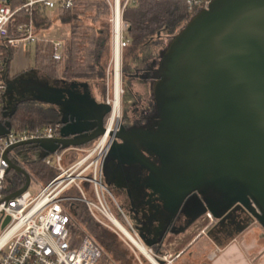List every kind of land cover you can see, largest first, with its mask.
I'll use <instances>...</instances> for the list:
<instances>
[{
	"label": "water",
	"instance_id": "95a60500",
	"mask_svg": "<svg viewBox=\"0 0 264 264\" xmlns=\"http://www.w3.org/2000/svg\"><path fill=\"white\" fill-rule=\"evenodd\" d=\"M154 61L158 125L116 131L103 164L105 184L125 192L122 206L147 246L177 237L207 212L215 218L206 227L214 242L255 223L264 228V0H210ZM3 82L9 110L40 100L55 107L61 124L57 137L6 151L8 171L26 178L11 198L27 190L31 175L9 159L10 150L27 145L43 159L88 145L105 132L110 105L87 82L40 79L33 71ZM11 127L0 124V134Z\"/></svg>",
	"mask_w": 264,
	"mask_h": 264
},
{
	"label": "built area",
	"instance_id": "2783aa9c",
	"mask_svg": "<svg viewBox=\"0 0 264 264\" xmlns=\"http://www.w3.org/2000/svg\"><path fill=\"white\" fill-rule=\"evenodd\" d=\"M74 1L25 0L22 7L12 9L8 5L9 0H0V43H4L11 48L20 49L38 41L39 36L31 21L20 24L18 26V34H9L8 26L14 15L21 8L31 10L36 4H41L49 9H54L59 4L71 7ZM109 1L112 4V0ZM121 1L113 0L112 20L114 22L115 42L119 41L122 52L124 46L127 45L123 33L125 29L130 28V24L123 19L124 5L121 11ZM209 1L188 0L189 9L193 14L207 7ZM117 19L120 20V23L115 27ZM120 25L121 36L117 38ZM62 46L61 42L54 44L53 57L55 59H62L60 52ZM3 62L4 58L0 57V65ZM115 68L116 58L114 73ZM5 88L4 82L0 81V95ZM107 103L110 105V113H112L114 110L113 99L108 98ZM111 116L110 114L106 123L107 131ZM115 127L116 125L114 124L112 130ZM60 129L61 124L57 122L54 125H47L36 130H14L11 127L9 133L0 134V264H100L104 253L103 247L88 234H82L77 237H73L71 234V224L74 222V216L69 204L74 201L85 203L88 209L99 219L96 214L97 210L123 235L119 225H115L112 222L115 213L108 199L104 196V185L101 177H99L103 168V161L101 160V163H99V158L105 156L104 152H102V142H104L106 134L101 135L96 145L81 159L76 160L67 167L62 164L67 149H57L53 152L56 156L55 164H53L51 159L43 158L48 165H52L57 170V175L48 184H42L24 165L23 159L26 154L30 158L40 159L39 156H36L38 149L24 145L10 150L8 152L9 159L24 167L30 173L31 181L27 190L14 197H9V195L24 186L26 178L16 170L8 171L9 163L5 158L6 151L20 142L57 137ZM104 144L107 146L109 139ZM17 174L22 179L23 185L21 186L17 183ZM84 183L92 184L96 201L90 200L85 195ZM32 185L36 187V190H30ZM71 188H77L82 194L75 195L71 193ZM119 211L132 230L123 210L119 208ZM207 216L212 218L211 213H208ZM8 217L9 220L6 222ZM133 235L140 240L137 234L134 233ZM123 236L125 237V235ZM126 240L128 239L126 238ZM132 245L134 244L132 243ZM149 252L159 264H174L175 259L169 252L155 253L153 250H149ZM147 260L150 264H154L149 259ZM140 264L144 263L140 261Z\"/></svg>",
	"mask_w": 264,
	"mask_h": 264
},
{
	"label": "trees",
	"instance_id": "16d2710c",
	"mask_svg": "<svg viewBox=\"0 0 264 264\" xmlns=\"http://www.w3.org/2000/svg\"><path fill=\"white\" fill-rule=\"evenodd\" d=\"M24 1L9 0L8 5L16 9L22 7ZM191 16L187 0L130 1L123 10V19L130 23L128 30L130 46L126 54L137 59L139 57L137 49L150 50L156 36L162 33L175 34ZM55 20H60L68 29V34L63 39L62 59H55L52 51L48 52L43 46H38L34 66L51 78L87 82L93 87L104 85L111 50L110 1L75 0L71 7L59 4L54 9H49L36 4L31 10L21 8L8 26L9 34H18V26L30 21L33 22L36 33H40L52 26ZM13 54V48L0 43V57L10 59ZM124 71H127L126 66ZM51 116L36 105H22L9 121L14 130H36L54 125L56 120ZM23 160L28 171L43 184H48L57 175V170L48 165L45 159L35 160L26 154ZM16 176L19 186L23 185L21 177L18 174ZM69 206L78 224L101 239L97 232L99 225L86 206L81 201H74ZM71 234L73 237L82 235L74 223L71 224Z\"/></svg>",
	"mask_w": 264,
	"mask_h": 264
},
{
	"label": "rangeland",
	"instance_id": "374dc122",
	"mask_svg": "<svg viewBox=\"0 0 264 264\" xmlns=\"http://www.w3.org/2000/svg\"><path fill=\"white\" fill-rule=\"evenodd\" d=\"M110 5H111V23H112L111 50L109 53L108 64L106 67V77H105V83H104L105 86L104 85H100V86L96 85L97 87L91 86L94 96L96 97L95 95L96 93L98 96V100L100 101L101 99H103L101 101H105V102L108 98L113 99L112 96L114 95V90H113L114 72L113 70L115 67V55H114L115 35H114V22L112 20L113 0H112V4ZM57 23H58V20L53 21L52 26H50L49 28V30L52 29L53 32L55 31L56 32L55 34H59L60 32V29ZM62 28L68 31V29L65 28L63 25H62ZM128 30L129 29H125L123 33L124 40L126 41L127 45L124 46V48L122 49L121 68H122V77H123L122 86H123L124 92L122 93L121 114L123 117V123L126 122V124L127 123L132 124L134 122V119L137 118L136 112H139L140 110L146 107L148 108V106L150 105L149 101H151L150 100L151 98L150 87L149 85L146 84V82L142 81L143 80L142 78H139L138 75H136V73H138L137 70L142 67H145L147 63L155 59L157 55L159 54L160 50L162 49V47L166 45V43L168 42L169 38L172 35H170L171 33H162L161 35L156 36L154 38V42L152 43L150 50H147V51H141L140 49L136 50V52L139 53V57L136 59L130 54L128 55L126 54L127 48L130 46V40L128 38ZM65 37L66 35H64L62 38L64 39ZM45 48L47 49L48 52H51L52 44L47 43ZM125 66L127 68L126 72L124 71ZM132 74H135L137 77L135 76L132 77L131 76ZM55 79H60V78H55ZM108 120L109 118L107 119V121ZM57 122L58 121H56V123ZM99 139L100 138L96 139L95 141H93L92 143L88 145L81 146L80 147L81 150L74 160L81 159L90 149H92L94 145H96ZM47 158L51 159L53 164H55L56 156L53 152H51L47 156ZM66 160L68 159L64 160V157H63V161H62L63 166H65L64 162L65 163L68 162ZM88 185H89L88 186L89 190L86 189V195L90 200L96 201V198L93 196L95 195V191L93 190L92 184L90 185L88 183ZM30 190L34 191L36 190V187L32 185V187H30ZM70 192L74 193L75 195L80 194L77 188H71ZM108 201L110 203L111 208L113 209L115 213V216L118 217L119 220L129 229L126 219L123 218L122 215L120 214V211L118 210L117 204L115 202V201H118V199L114 197L112 198L108 195ZM89 212H90V215L93 217V219L99 225V229L97 232L99 236L101 237V239H99L95 234L91 233L83 226L82 228H80L81 229L80 231L82 234H88L92 236L103 247L104 253H103L102 259L100 260V264H140V261H142L144 264H150L149 261L145 259V257L126 240V238L118 231V229L106 217H104L101 213L97 211L96 214H97V217L100 219L99 220L90 210ZM201 219L202 220L198 221L197 224H194L195 225L194 229L197 233L196 238L203 235V237L201 238V241L203 242L202 246L204 244L205 245L207 244L206 246L204 245L203 250H201V253H203L201 255V259H208V257L210 259H218V257L219 258L222 257L225 251L227 250H223V248L221 247L220 248L215 247L214 244L212 243L214 241L209 237V239L212 241L211 242L206 237L205 231H207L206 227L208 226V223L210 222V217L204 216ZM199 222H201V225L199 224ZM198 239H200V237ZM234 239L236 240L232 244H235V246L239 248L241 247L240 250L242 251L241 252L242 254H244L243 251H245L246 245H250L252 243L254 244L255 242H257L259 244V247L257 249H253L251 253H249L247 258L251 260L250 261L251 264H260L262 259H264V228L261 225H259L258 223H255L248 230H246L244 233L240 234ZM191 243H193V241ZM192 246L193 244L190 246L189 251L184 256L182 252L175 253L167 249H162L163 250L162 253L169 252V254H171L173 259H175L174 264H179L180 259H198L196 257L192 258V251H194Z\"/></svg>",
	"mask_w": 264,
	"mask_h": 264
},
{
	"label": "crops",
	"instance_id": "0c3cea01",
	"mask_svg": "<svg viewBox=\"0 0 264 264\" xmlns=\"http://www.w3.org/2000/svg\"><path fill=\"white\" fill-rule=\"evenodd\" d=\"M57 25L60 29L59 34H55L56 32L55 31L53 32L52 29L49 30L50 28L49 27L48 29H45L41 31L40 33H37L39 36V39L36 43L28 45L26 48H20V49L13 48V51H14L13 56L10 59H4L3 64L0 65V78H1L0 81L3 82L4 77L8 76L9 78H12L22 72H28V71H33L40 79H45V78L51 79V77L47 76L40 69L34 66L33 61H34V57L36 54V48L38 46L39 47L43 46L45 48L47 43L52 44V53H54V50H55L54 44L57 42H61L63 46L61 47L60 52L61 54H63L62 52L64 49V43H63L64 41L62 37L64 35H67L68 31L62 28L60 20H58ZM52 79H55V78H52ZM2 94L3 93H1L0 95V124L1 125H4L9 120V118L15 113V111L22 105H36L43 112L49 114L50 116L52 115L51 117L59 122L55 107L53 105H50L40 100H34V101H27V102L20 103L17 106H15L13 110L11 111V109L10 110L8 109V103L3 99ZM95 95L98 100V96L96 93ZM101 100L100 102H105ZM80 150H81L80 147H70L67 149L64 155V160L68 159L66 160L68 162L66 163L64 162V165L66 167L75 161L74 159L77 157ZM109 188L112 190V193L116 199L118 198L121 199L123 197H126V194L122 189L118 187H112V188L109 187ZM197 223L198 222H196V224ZM199 224L201 225V222H199ZM194 227L195 225L191 226L189 229H187L185 232H182L177 237L169 235L164 240V242L160 244H156L151 247L152 248L161 247L162 249H167L175 253L182 252L184 256L189 251L190 246L193 244L192 248L194 249V251H192V258L196 257L198 259H180L179 264H251L250 263L251 260L248 259L247 257L253 249H257L259 247V244L257 242H255L254 244L252 243L250 245H246L245 246L246 249L245 251H243L245 254L244 255L241 253L242 252L240 250L241 247L239 248L235 246V244H232L236 239L227 240L222 243H218V242H212L206 234V237L208 238V240H210L214 244L215 247H219V248L221 247L223 248V250H227V251H225L222 257L220 258L218 257V259H210L209 257L208 259H201V255L203 254L201 253V250H203V247L205 244L202 246L203 242L201 241V238L203 237V235L199 236L200 239H198L199 237L196 238L197 233ZM192 241L193 243H191ZM260 264H264V259H262Z\"/></svg>",
	"mask_w": 264,
	"mask_h": 264
},
{
	"label": "bare ground",
	"instance_id": "6f19581e",
	"mask_svg": "<svg viewBox=\"0 0 264 264\" xmlns=\"http://www.w3.org/2000/svg\"><path fill=\"white\" fill-rule=\"evenodd\" d=\"M109 1V0H108ZM130 1H133V0H122L120 2V9L122 11V7L124 5V8L126 7V5L130 2ZM111 4V3H110ZM113 10V9H112ZM124 10V9H123ZM116 11V10H115ZM113 13V12H112ZM194 14V13H193ZM118 23H120V20L117 19V22L115 23V27L118 25ZM121 36V25L119 27V30H118V36L117 38H119ZM116 46H115V51H114V54H115V58H116V68H115V73H114V95L112 96L113 98V102H114V110L112 113H108V117L110 116V114L112 115L111 116V120L109 121V125H108V131L106 130V123H107V120L105 121V132L103 133L105 135V138H104V142H102V146H103V150L102 152H104L105 156L103 157H100L99 158V163L100 161L102 160L103 161V164L105 163V158L107 157L110 149H111V146H112V143L114 142V134L116 133V131L118 129H120V127L124 124L123 123V118L121 119V103H122V93L124 92L123 90V86H122V68H121V64H122V52H121V48H120V45H119V41H116L115 42ZM107 102V100H106ZM107 117V119H108ZM120 120V121H119ZM119 123V124H118ZM116 125V127L112 130L113 128V125ZM102 134V135H103ZM109 139V144L106 146V144H104L105 142H107V140ZM95 146V145H94ZM70 148V147H69ZM105 148V150H104ZM68 149V148H66ZM39 154V151L37 152V155L38 156ZM35 160H39V159H36V158H33ZM41 159V158H40ZM76 161V160H75ZM74 161V162H75ZM99 177H101V180H102V183L104 185V196L106 199H108V195L110 193H112V190L109 188V186H107L105 184V174H104V165H103V168L99 174ZM88 184L87 183H84L83 184V187H84V193L86 195V189L89 190L87 187ZM68 192V191H67ZM91 192V191H90ZM81 193V192H80ZM82 194V193H81ZM94 196V195H93ZM110 196V195H109ZM95 197V196H94ZM83 203V202H82ZM85 205V203H83ZM87 206V205H85ZM88 209V207H86ZM89 210V209H88ZM119 210V209H118ZM97 212V210H96ZM208 213H211V212H207V214L205 216L208 215ZM212 214V213H211ZM208 217V216H207ZM214 216H212V218H210V220L213 219ZM115 225H119V227L121 228V232L123 233V235H125V237L128 239L127 241H129V243L132 245V243L134 245H132L135 249H137L144 257L145 259H149L150 261H152L154 264H159L155 259H153L152 255L150 254L149 250H152L151 246H147L146 243L143 241V239L141 238V236L138 235V231H134V230H131L130 229V226H129V229L119 220L118 217H116L115 215H113V221H112ZM75 225H77L78 229L81 230L80 228H82V225L78 224V222L76 221V219L74 218V222H73ZM135 234L137 233V236H139L138 238L141 239V240H138L135 238V236L133 235L134 232Z\"/></svg>",
	"mask_w": 264,
	"mask_h": 264
},
{
	"label": "flooded vegetation",
	"instance_id": "af4514ba",
	"mask_svg": "<svg viewBox=\"0 0 264 264\" xmlns=\"http://www.w3.org/2000/svg\"><path fill=\"white\" fill-rule=\"evenodd\" d=\"M155 59H153L152 61H150L149 63H147V65L145 66V67H142V68H140V69H138L137 70V72L138 73H136V75H138V77L139 78H142L143 80V82H146V84L147 85H149V87H150V83H151V78H150V75L152 74V72H153V69H154V67L156 66L155 64V61H154ZM135 74H132L131 76L132 77H137ZM122 79H123V77H122ZM122 100V99H121ZM150 100L151 101H149L150 102V105L148 106V108L146 107V108H144V109H142V110H138L139 112H136V114H137V118H135L134 119V122L131 124H126V122H124V125L126 126V127H130V126H132V125H135V128L136 129H138V131H146L147 130V128L150 126V127H154V128H156L157 127V125H158V122H159V115L157 114V111H156V106H155V103H154V100H153V98H152V96H151V98H150ZM107 117H108V115L106 116V119H105V121L107 120ZM123 117H122V115H121V119H122ZM120 121V120H119ZM119 124V123H118ZM146 126H148V127H146ZM146 127V128H145ZM153 128V129H154ZM135 129V130H136ZM140 129V130H139ZM148 133V132H147ZM150 157V156H149ZM156 161H157V163L159 162V160H157L156 159V157L155 156H152ZM159 164V163H158ZM142 171L145 173V175H147L146 174V172H147V170H143L142 169ZM109 193V195L110 196H112V198L114 197V195H113V193H110V192H108ZM115 198V197H114ZM123 199H124V197L123 198H121V199H119L118 198V201H115L116 202V204H117V207H118V209L119 208H121L122 210H123V213H124V215H125V217L127 218V220H128V222L130 223V225H131V227H132V230H136L137 231V228L134 226V222L132 221V219H131V217L128 215V213H126V211L124 210V208H123V206H122V201H123ZM204 217V216H203ZM203 217H201V218H203ZM199 219V221L200 220H202V219ZM215 220V218L213 217V219L212 220H210V222L208 223V224H210L211 222H213ZM194 224H196V223H194ZM193 224V225H194ZM250 228V227H249ZM133 231V232H134ZM208 231V230H207ZM207 231H205L206 232V234H207ZM245 232V231H244ZM243 232V233H244ZM135 233V232H134ZM137 234V233H136ZM138 235H139V233H138ZM140 236V235H139ZM138 236V237H139ZM140 238V237H139ZM233 239V238H232ZM232 239H230V240H232ZM141 240V239H140ZM227 241V240H226ZM164 242V241H163ZM162 243V242H161ZM161 248V247H160ZM160 248H158L157 247V249L156 248H151L155 253H162V249H160ZM157 251V252H156Z\"/></svg>",
	"mask_w": 264,
	"mask_h": 264
}]
</instances>
